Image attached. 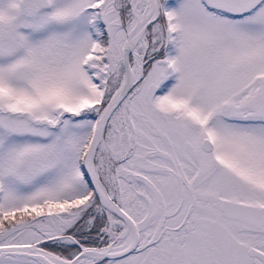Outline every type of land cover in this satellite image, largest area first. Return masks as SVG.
Masks as SVG:
<instances>
[{
    "label": "snow or ice",
    "instance_id": "6c2138e0",
    "mask_svg": "<svg viewBox=\"0 0 264 264\" xmlns=\"http://www.w3.org/2000/svg\"><path fill=\"white\" fill-rule=\"evenodd\" d=\"M0 264H264V0H0Z\"/></svg>",
    "mask_w": 264,
    "mask_h": 264
}]
</instances>
